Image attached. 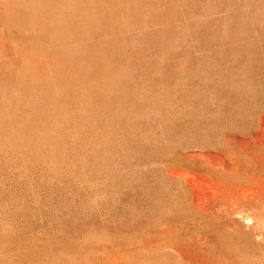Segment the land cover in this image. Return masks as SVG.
<instances>
[{
  "label": "rangeland",
  "instance_id": "1",
  "mask_svg": "<svg viewBox=\"0 0 264 264\" xmlns=\"http://www.w3.org/2000/svg\"><path fill=\"white\" fill-rule=\"evenodd\" d=\"M0 264H264V0H0Z\"/></svg>",
  "mask_w": 264,
  "mask_h": 264
}]
</instances>
